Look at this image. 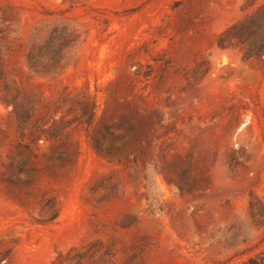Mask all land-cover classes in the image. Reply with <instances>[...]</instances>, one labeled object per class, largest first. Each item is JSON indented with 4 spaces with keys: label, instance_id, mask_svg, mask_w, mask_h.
<instances>
[{
    "label": "rangeland",
    "instance_id": "obj_1",
    "mask_svg": "<svg viewBox=\"0 0 264 264\" xmlns=\"http://www.w3.org/2000/svg\"><path fill=\"white\" fill-rule=\"evenodd\" d=\"M260 12L0 0V264H264V51L218 45Z\"/></svg>",
    "mask_w": 264,
    "mask_h": 264
},
{
    "label": "trees",
    "instance_id": "obj_2",
    "mask_svg": "<svg viewBox=\"0 0 264 264\" xmlns=\"http://www.w3.org/2000/svg\"><path fill=\"white\" fill-rule=\"evenodd\" d=\"M218 45L222 48L241 45L246 48L245 57L248 59L260 55L264 51V12H260L248 19L235 24L223 32L218 38ZM7 105H13L14 111H18L15 103L4 101ZM21 117V113H18ZM21 124V123H20ZM53 213L47 220L57 218L58 205L54 202ZM115 245H106L102 241L88 244L82 248L59 255L54 264H114Z\"/></svg>",
    "mask_w": 264,
    "mask_h": 264
}]
</instances>
